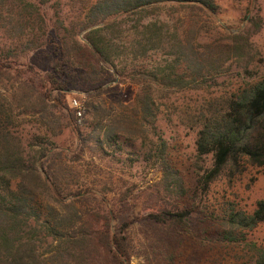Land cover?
<instances>
[{"label":"trees","instance_id":"1","mask_svg":"<svg viewBox=\"0 0 264 264\" xmlns=\"http://www.w3.org/2000/svg\"><path fill=\"white\" fill-rule=\"evenodd\" d=\"M51 1L0 0V26L17 41L28 29L26 45L34 46L38 41L36 28L44 24L40 10ZM85 4L88 9L83 10L77 23L62 26V33H56L52 39L49 72L39 75L31 66L20 64L16 56L10 55L12 51L0 61V79L13 82L16 102L13 106L0 97V264H130L132 258L128 227L113 232V213L104 199L91 190L74 191L69 187L71 166L63 161V151H55L53 142L35 136L23 144L18 130L20 116L47 114L50 93L54 91L58 97L52 108L60 107L61 97L79 86L87 91L102 89L112 80V74L100 66L104 62L123 81L128 78L139 86L135 100L128 106L121 105L123 111L114 124L151 126L155 120V92L201 90L213 70L206 66V53L193 48L195 38L187 42L174 36L167 38L165 23L153 20L167 4L206 15L215 10L213 0H89ZM132 20L134 25L124 29ZM99 24L104 25L86 34L90 47L76 39L78 32ZM126 30V48L116 53L112 40H122ZM192 33L196 34L194 26L190 27L189 34ZM105 34H110L112 40L107 42ZM161 48L184 57L179 72L135 69V61L150 60ZM128 60L134 67L131 70L127 68ZM105 119L96 120L89 127L92 131L100 128L97 132H101L105 141L121 149L125 137L114 133L113 127L102 125L100 121ZM196 119V158L201 160L210 155L212 159L211 167L198 179L202 192L227 168L236 169L242 161L264 166V80L237 95L209 103ZM76 120L74 111L65 117V127L78 133ZM78 136L79 147L72 155L76 159L86 150V139ZM166 150L165 141L158 138L155 158L163 173V191L175 193L181 188L175 187L176 172L167 160ZM67 197L71 199L65 202ZM80 207L89 211L82 216ZM190 217L189 211L178 207L166 209L154 205L147 219L153 226L185 230ZM226 220L229 230L219 232V237L230 238L231 230L253 229L264 221V204L259 202L252 215L233 213ZM255 264H264V249L256 251Z\"/></svg>","mask_w":264,"mask_h":264},{"label":"rangeland","instance_id":"2","mask_svg":"<svg viewBox=\"0 0 264 264\" xmlns=\"http://www.w3.org/2000/svg\"><path fill=\"white\" fill-rule=\"evenodd\" d=\"M88 1L53 0L41 8L44 24L36 28L38 41L34 46L33 43L26 45L28 29L17 41L0 26V61L12 51L10 55L16 56L20 64L31 66L39 75L49 72L52 39L56 38V33H62V26L72 21L77 23L83 10L87 11L88 4L85 3ZM213 2L215 10L206 15L189 13L167 4L153 16V20L165 23L167 38L174 36L179 41L195 38L193 48L198 53H206V66L213 70L201 90L155 92V120L151 126H129L127 122L114 124L123 106L135 100L139 86L128 78L123 81L124 78L104 62L100 66L112 74V80L102 89L87 91L86 87L79 86L61 97L60 107L52 108L58 97L54 91L50 93L47 114L20 116L18 130L23 144L35 136L53 142L55 151H63V161L71 166L73 174L69 187L74 191L91 190L104 199L113 213V232L128 227L132 247L130 264H255L256 251L264 249V221L253 229L231 230L230 238L218 234L229 230L226 219L230 214L249 216L257 210L259 202L264 204V166L256 167L242 161L236 169L227 168L206 192H202L198 184L201 174L212 164L210 155L201 160L196 158L195 122L199 113L209 103L237 95L264 80V0ZM114 19L110 18L106 23ZM103 25L78 32L76 39L86 48L90 47L87 32ZM133 25V20L129 21L124 29ZM191 26L196 34H189ZM124 34L122 40H112L110 34H105L107 42L112 40L116 53L126 48L127 30ZM118 60H115L117 65ZM184 61V57H176L168 48H161L150 60L135 61L133 65L139 70L157 68L168 73L171 69L179 72ZM133 65L127 61L129 70L134 68ZM11 83L0 79V97L4 103L16 106ZM73 99L82 111L81 118L77 117L78 109L72 105ZM74 111L78 118V133L65 127V117ZM104 117L106 119L100 121L102 125L113 127L114 133L125 137L121 149L115 143H107L101 132H97L100 128L92 131L89 127ZM79 134L86 139V150L76 159L72 155L79 147ZM158 138L166 143L167 160L176 172L175 187L181 188L175 193L163 191V173L155 158ZM70 199L67 197L65 202ZM154 205L189 211L191 217L185 230L153 226L147 217L153 212ZM86 208L80 207L82 216L89 211Z\"/></svg>","mask_w":264,"mask_h":264},{"label":"built area","instance_id":"3","mask_svg":"<svg viewBox=\"0 0 264 264\" xmlns=\"http://www.w3.org/2000/svg\"><path fill=\"white\" fill-rule=\"evenodd\" d=\"M72 105H73L76 109H78L77 117H78V118H81V116H82V111L80 110V107H79L78 102H77L76 99H73V100H72Z\"/></svg>","mask_w":264,"mask_h":264}]
</instances>
